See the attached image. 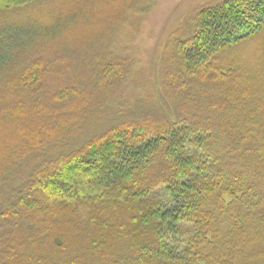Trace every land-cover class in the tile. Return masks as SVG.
Here are the masks:
<instances>
[{"label":"trees","instance_id":"1","mask_svg":"<svg viewBox=\"0 0 264 264\" xmlns=\"http://www.w3.org/2000/svg\"><path fill=\"white\" fill-rule=\"evenodd\" d=\"M188 24L157 90L124 113L106 101L130 59L79 68L19 45L15 63L19 34L3 32L0 264H264V46L252 67L224 58L264 34V0Z\"/></svg>","mask_w":264,"mask_h":264},{"label":"rangeland","instance_id":"2","mask_svg":"<svg viewBox=\"0 0 264 264\" xmlns=\"http://www.w3.org/2000/svg\"><path fill=\"white\" fill-rule=\"evenodd\" d=\"M222 1L37 0L0 13V51L8 49L2 34L10 30L19 34L17 44L11 43L8 49L15 63L27 55L20 58L19 45L32 46L27 51L30 58L53 59L70 66L73 63L65 59L72 57L79 68L92 65L96 54L128 58L133 65L126 80L106 101L109 110L124 113L129 104L145 101L157 90L167 41L185 36L190 18L200 8ZM263 46L264 34L239 43L226 51L224 58L227 63L236 58L252 67ZM82 47L89 50L81 53L78 48Z\"/></svg>","mask_w":264,"mask_h":264}]
</instances>
